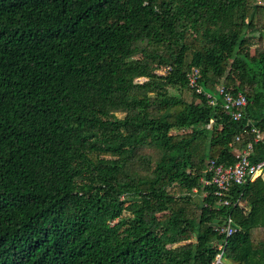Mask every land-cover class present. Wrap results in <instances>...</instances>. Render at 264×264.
Listing matches in <instances>:
<instances>
[{
  "label": "trees",
  "instance_id": "obj_1",
  "mask_svg": "<svg viewBox=\"0 0 264 264\" xmlns=\"http://www.w3.org/2000/svg\"><path fill=\"white\" fill-rule=\"evenodd\" d=\"M249 147L264 0H0V264H264V178L204 184Z\"/></svg>",
  "mask_w": 264,
  "mask_h": 264
},
{
  "label": "built area",
  "instance_id": "obj_2",
  "mask_svg": "<svg viewBox=\"0 0 264 264\" xmlns=\"http://www.w3.org/2000/svg\"><path fill=\"white\" fill-rule=\"evenodd\" d=\"M200 71L194 69L189 75V86L191 88L199 87ZM219 95L224 99V108L228 115H230L233 121L238 122L243 120L245 110L248 106L247 97L239 93L237 95L226 90L225 87H219ZM209 98H211L209 96ZM211 104H214L211 101ZM256 133L257 139H262V134L253 129ZM251 147L244 151L241 155H238V161L232 166H225L218 164L215 160H212L208 164V172L212 174L211 181H204L205 185H214L216 187V196L223 197L232 186L235 185H245L248 182H253L259 178H264V159L260 161H252L250 159ZM224 205H230V201L225 199L223 201ZM224 225L219 229V233L226 236L228 239L236 232V228L233 227L232 218L229 217L224 220ZM226 243L219 245V253L213 262V264H223L225 256Z\"/></svg>",
  "mask_w": 264,
  "mask_h": 264
},
{
  "label": "water",
  "instance_id": "obj_3",
  "mask_svg": "<svg viewBox=\"0 0 264 264\" xmlns=\"http://www.w3.org/2000/svg\"><path fill=\"white\" fill-rule=\"evenodd\" d=\"M224 223H226V222H224ZM216 225H217V221H215L212 226L215 227Z\"/></svg>",
  "mask_w": 264,
  "mask_h": 264
},
{
  "label": "rangeland",
  "instance_id": "obj_4",
  "mask_svg": "<svg viewBox=\"0 0 264 264\" xmlns=\"http://www.w3.org/2000/svg\"><path fill=\"white\" fill-rule=\"evenodd\" d=\"M121 116V115H120ZM225 263V262H224Z\"/></svg>",
  "mask_w": 264,
  "mask_h": 264
}]
</instances>
